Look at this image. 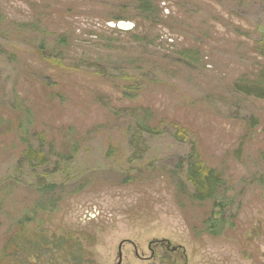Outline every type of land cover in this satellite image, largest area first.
I'll use <instances>...</instances> for the list:
<instances>
[{"label": "rangeland", "instance_id": "374dc122", "mask_svg": "<svg viewBox=\"0 0 264 264\" xmlns=\"http://www.w3.org/2000/svg\"><path fill=\"white\" fill-rule=\"evenodd\" d=\"M150 1L0 0V256L42 235L92 264H264V99L234 87L264 70V0Z\"/></svg>", "mask_w": 264, "mask_h": 264}, {"label": "trees", "instance_id": "16d2710c", "mask_svg": "<svg viewBox=\"0 0 264 264\" xmlns=\"http://www.w3.org/2000/svg\"><path fill=\"white\" fill-rule=\"evenodd\" d=\"M137 1L142 13L152 12L153 6L150 0ZM234 87L236 92L246 97L264 99V70L252 84L238 82L234 84ZM37 154H39L37 151H32V149H30L25 157L30 164H35V162L40 165L44 164L46 162L45 156L43 157L41 155L38 157ZM187 172L188 180L192 183L195 191V198L198 201L215 198L216 194L222 188L223 180L220 175H218L215 170L205 167L195 154L190 157ZM48 189L51 190L50 187H48ZM46 191L44 186L39 189L41 193ZM220 232L218 229L214 231V234L220 235ZM6 247L5 253L10 247L14 248V253L11 257L16 259V263L12 264H53L54 254H56V252L66 254L71 264H92L90 260H86L82 257L79 250H75L73 244L69 246L63 243V241L56 243L53 239L42 235H39L37 238H15ZM5 253L0 256V264H3L6 259H10L8 256H5ZM4 264H6V262H4Z\"/></svg>", "mask_w": 264, "mask_h": 264}, {"label": "water", "instance_id": "95a60500", "mask_svg": "<svg viewBox=\"0 0 264 264\" xmlns=\"http://www.w3.org/2000/svg\"><path fill=\"white\" fill-rule=\"evenodd\" d=\"M116 28L120 31H130L133 29V25L131 23H127V22H118L116 24ZM118 257H119L118 264H121V260H122L121 252H119Z\"/></svg>", "mask_w": 264, "mask_h": 264}]
</instances>
